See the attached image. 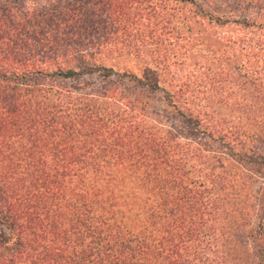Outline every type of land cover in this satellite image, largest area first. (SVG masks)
I'll return each instance as SVG.
<instances>
[{"label":"trees","instance_id":"obj_1","mask_svg":"<svg viewBox=\"0 0 264 264\" xmlns=\"http://www.w3.org/2000/svg\"><path fill=\"white\" fill-rule=\"evenodd\" d=\"M225 4L0 0V264H264L230 157L264 182V0ZM182 12L236 40L190 41Z\"/></svg>","mask_w":264,"mask_h":264},{"label":"rangeland","instance_id":"obj_2","mask_svg":"<svg viewBox=\"0 0 264 264\" xmlns=\"http://www.w3.org/2000/svg\"><path fill=\"white\" fill-rule=\"evenodd\" d=\"M197 1L202 3L207 10L214 12L218 16L219 15H224V16L227 15L228 10H227V8H225V5H227V4H225V2L230 3V0H197ZM170 4H171V7L167 6L165 8V10L168 14H170L169 13L170 8L174 7L172 3H170ZM215 5L220 6L221 7V8H219L220 10L217 11L215 9ZM180 9L181 8H178L176 11L178 13H180L181 11H184L183 9L182 10H180ZM215 10H216V12H215ZM167 13H164V17L167 16V19L170 22V16H168ZM182 16L186 20L188 19V21H189L190 30L184 31V32H185V35L187 36V39H190V41H193V39L194 40H196V39L202 40L203 39L204 41H206L208 43H212L214 45H219V44H222L224 41H230L231 42L233 40L234 41L236 40V34H235L236 32L233 31L232 26H226L224 28H216L214 26L208 25L205 22V20L191 18L187 12L183 13ZM171 23H172V21H171ZM183 30H184V27L182 28V32H183ZM227 39H230V40H227ZM172 45L176 46V44H174V43H172ZM150 48H151L150 45H146L144 47V52L148 54V52H150ZM164 48H165V50H167L169 48V46H167V43H166ZM169 52H171V50ZM237 57H238V61H241L242 56L237 55ZM168 58L171 59V56L168 55ZM103 64L105 66H112L114 70L120 71L121 69H123V70L129 71L131 73H135V74H138L139 70L143 66L142 60L136 59L133 55H129V56L110 55L109 57H107L106 59L103 60ZM260 79H261V81H263L262 75H261ZM249 91L252 92V87L250 88ZM143 94L149 98V105H148L149 111L157 112L159 109H166L164 104H163V101H162V94L160 92H155V93L143 92ZM257 98L261 99V94H257ZM222 112L225 116H229V117L230 116H232V117L236 116V114H234V113L230 114L227 110L226 111L224 110ZM164 115H165V119H164L165 124H170V125L175 124L176 120H175L173 115H171L169 113L164 114ZM249 127H252V126H249ZM261 137H260L259 142H258L259 143L258 147H264V139ZM239 155H241V153L236 148L231 150L230 157H231V159L238 160L239 164H238L237 171H239V173L242 172L240 178H238V181H239L238 185L240 186L242 184V186L239 188L241 190L240 196H241V199H244V197H246V199H247L246 200L247 202H245L246 207L244 209V214H242V216L245 217V220H244L245 222H243V218L241 220H238V221H240L242 231H245V232L246 231H254L256 229L259 221H260L261 213L264 212V190H263L264 182H263L261 177H257V175L251 174L252 173L251 170L248 169L246 171L243 168V166H240L242 164V162H241L242 160L238 159ZM247 238H244L243 242L246 243V246L248 248L254 247V246H256V248L258 247L256 245V241L252 243L250 238H249V240H247ZM253 251H255V250L252 249V254H253ZM254 263L263 264L256 258H253V264ZM247 264H248V262H247Z\"/></svg>","mask_w":264,"mask_h":264}]
</instances>
